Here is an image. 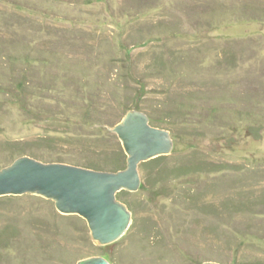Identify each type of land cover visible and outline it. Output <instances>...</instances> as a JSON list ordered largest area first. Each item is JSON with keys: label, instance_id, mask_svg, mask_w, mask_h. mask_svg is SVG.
<instances>
[{"label": "rangeland", "instance_id": "374dc122", "mask_svg": "<svg viewBox=\"0 0 264 264\" xmlns=\"http://www.w3.org/2000/svg\"><path fill=\"white\" fill-rule=\"evenodd\" d=\"M133 106L173 145L116 195L126 232L0 195V264H264V0H0V168L111 164Z\"/></svg>", "mask_w": 264, "mask_h": 264}, {"label": "water", "instance_id": "95a60500", "mask_svg": "<svg viewBox=\"0 0 264 264\" xmlns=\"http://www.w3.org/2000/svg\"><path fill=\"white\" fill-rule=\"evenodd\" d=\"M111 129L126 153L124 168L98 170L21 155L0 168V195L36 193L51 198L59 212L83 217L97 243L117 240L130 224L131 211L116 193L121 189L137 190L141 183L140 162L168 154L173 141L167 129L152 125L149 117L137 109L127 110ZM76 264L111 263L104 256H90Z\"/></svg>", "mask_w": 264, "mask_h": 264}, {"label": "trees", "instance_id": "16d2710c", "mask_svg": "<svg viewBox=\"0 0 264 264\" xmlns=\"http://www.w3.org/2000/svg\"><path fill=\"white\" fill-rule=\"evenodd\" d=\"M140 87H143V86L140 84ZM133 107H134V109L136 108V106H133ZM150 123H152V122L150 121ZM15 155L20 156L21 155V151L17 150ZM168 156H169V154H161V155H158L156 157H153V158H150L148 160H145V161L140 162L139 166H141L143 169L147 168L148 166H154V167L155 166H159L163 161H165L168 158ZM125 157H126V155H124V153H122L121 159H116V161L113 162V163H111V164L97 163L95 161H92L86 167L93 168V169H98V170L116 171V170L122 169V168H124L126 166V163L123 164ZM12 159H14V158H12ZM175 170H177V169H175ZM181 170L182 171H179L178 170V172L179 173L180 172H182V173L191 172V171H193L195 169L192 166H185L184 165L183 167H181ZM140 186L141 187H147L148 188V184L145 181L141 182L140 183ZM126 192H128V191L125 190V189H121V190H119L116 193V195L119 196V195H121L123 193H126ZM108 259L110 260V258H108Z\"/></svg>", "mask_w": 264, "mask_h": 264}]
</instances>
